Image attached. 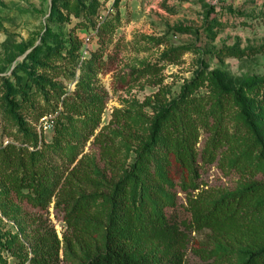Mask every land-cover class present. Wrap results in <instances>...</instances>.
Masks as SVG:
<instances>
[{
  "label": "trees",
  "instance_id": "16d2710c",
  "mask_svg": "<svg viewBox=\"0 0 264 264\" xmlns=\"http://www.w3.org/2000/svg\"><path fill=\"white\" fill-rule=\"evenodd\" d=\"M101 19L92 31L98 48L88 59H93L96 69L80 73L74 89L61 92L60 100L43 92L52 110L40 111L35 119L57 112L50 123L51 140L45 141L20 114L11 111L24 139L0 142L1 200L7 199L10 205L12 194L17 201L26 200L46 213L51 206L65 224L60 238L47 217L28 216L27 245L13 237L20 248L14 264H63L67 257H71L70 264H185L191 232L206 233L200 246L191 249L204 264H264V183L253 181L218 197L203 190L193 193L199 185L189 179L188 184L182 183L184 190L191 189L185 206L189 219L177 222L164 211L175 204L174 184L168 175L170 156L196 179L194 158L202 131L209 133L200 150L203 161L213 162L219 153L231 155L228 161L239 171L250 176L264 174V143L251 119L247 99L239 89L222 84L215 94L195 95L193 88L187 89L196 79L191 80L176 98L160 103L147 137L124 132L125 141L136 143L134 157L127 163L123 146L104 133L106 127L94 134L106 91L98 89L91 79L102 68V48L112 28L111 19ZM183 50V46L176 47L163 55V64L133 71L127 78L135 82L156 77L165 64L177 63ZM24 62L17 67H24L26 77L24 81L16 77V82L22 100H27L29 86L38 78ZM6 86L11 88L9 93L15 92L10 84ZM240 88L264 97V77ZM128 116L115 108L110 124L122 121L127 126ZM91 136L99 146L103 168L82 155L78 158L82 141Z\"/></svg>",
  "mask_w": 264,
  "mask_h": 264
},
{
  "label": "rangeland",
  "instance_id": "374dc122",
  "mask_svg": "<svg viewBox=\"0 0 264 264\" xmlns=\"http://www.w3.org/2000/svg\"><path fill=\"white\" fill-rule=\"evenodd\" d=\"M101 17L111 19L112 28L105 36L102 68L96 72L95 79H91L98 89L102 87L106 91L94 134L106 127L104 133L115 137L116 143L123 146L122 154L128 155L127 163L134 157L136 143L125 141L124 132L147 137L160 103L165 105L176 98L182 87L193 79L196 80L187 89L193 88L195 95L215 94L218 84L239 89L248 101L251 119L264 143V97L240 88L243 83L264 77V0H0L2 144L24 139L11 111L20 114L45 141L51 140L52 127L45 128L42 118L35 119L40 111L52 110L43 92L48 91L49 98L59 96L60 100L61 92L74 89L80 73H92L96 69L93 59H88L98 48L92 31ZM179 46L184 50L177 63L165 64L156 77H144L135 82L127 78L133 71L163 64V55ZM22 62L39 80L29 86L27 100H22L16 82V77L20 81L26 77L24 67H17ZM6 83L15 92L9 93L11 88ZM53 100L49 102L54 103ZM115 108L128 113L127 126L122 121L110 124ZM56 114H47L43 119L53 124ZM208 136V132L202 131L197 143L196 179L187 167L170 156L168 175L174 184L171 191L175 192V204L165 207L164 211L177 222L189 219L185 206L186 193L191 189L182 188V183L188 184L189 179L199 185L193 193L203 190L218 197L237 192L253 181L264 183L263 173L250 176L234 168L228 161L231 155L219 153L213 162L203 161L200 150ZM81 155L103 168L93 136L82 141L78 158ZM8 198L12 201L10 205L7 199L1 200L0 194V264L16 263L20 248L13 241L14 236L27 245L28 216L47 217L60 238L65 228L61 214L51 206L46 213L26 200L17 201L12 194ZM205 238L206 233H190L185 264H204L191 249L200 246ZM62 253L61 250V257ZM70 263L71 257L63 260V264Z\"/></svg>",
  "mask_w": 264,
  "mask_h": 264
},
{
  "label": "built area",
  "instance_id": "2783aa9c",
  "mask_svg": "<svg viewBox=\"0 0 264 264\" xmlns=\"http://www.w3.org/2000/svg\"><path fill=\"white\" fill-rule=\"evenodd\" d=\"M86 41H88L89 39H88V37H86V39H85ZM42 120H44V124H45V128H47V127H51V124H49L48 122H47V120L44 118H42Z\"/></svg>",
  "mask_w": 264,
  "mask_h": 264
}]
</instances>
